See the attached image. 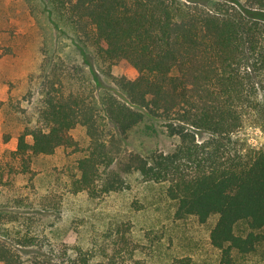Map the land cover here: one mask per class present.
I'll use <instances>...</instances> for the list:
<instances>
[{
    "label": "trees",
    "instance_id": "16d2710c",
    "mask_svg": "<svg viewBox=\"0 0 264 264\" xmlns=\"http://www.w3.org/2000/svg\"><path fill=\"white\" fill-rule=\"evenodd\" d=\"M41 1L93 50L114 89L97 98L81 67L43 55L29 80L40 107L17 148L0 158V194L13 173L25 175L35 159L63 149L77 156L66 172L68 193L104 197L127 189L126 175L137 173L167 185L177 220L218 217L210 240L221 264H234L235 250L254 252L264 241V150L245 148L241 133L264 129V21L238 0ZM246 6L264 11V0ZM145 113L179 144L151 157L132 153L119 172L123 144ZM78 129L87 146L74 136ZM19 220L0 211V264H145L129 249L97 263L94 250L45 243L30 221L8 227ZM242 223L247 235L236 232Z\"/></svg>",
    "mask_w": 264,
    "mask_h": 264
},
{
    "label": "rangeland",
    "instance_id": "374dc122",
    "mask_svg": "<svg viewBox=\"0 0 264 264\" xmlns=\"http://www.w3.org/2000/svg\"><path fill=\"white\" fill-rule=\"evenodd\" d=\"M31 1L38 8H31ZM238 1L248 16L264 21V11L246 6V0ZM45 54L81 67L97 98L108 88L114 89L93 50L83 47L69 25L44 2L0 0V100L5 102L0 107V158L17 148L24 124L34 119L40 107L41 96L34 92L38 85L33 87L29 80ZM241 135L245 148L264 150V129L248 125ZM74 136L87 146L83 130L78 129ZM28 141L33 140L29 137ZM178 144L179 138L168 134L163 121L145 113L144 121L124 142L116 169L120 172V162L132 153L151 157L171 153ZM76 158L61 149L35 159L29 173L12 174L13 184L0 194V211L10 210L20 220L8 227L18 231L30 221L34 231H44L45 243L94 250L97 263L129 249L145 264H221L222 252L210 240L218 217L206 224L196 217L177 220V203L168 198L167 185L143 182L137 173L126 175L129 186L124 191L100 198L72 195L64 185ZM236 232L247 235L249 229L242 223ZM233 260L234 264H264V241L250 254L235 250Z\"/></svg>",
    "mask_w": 264,
    "mask_h": 264
}]
</instances>
